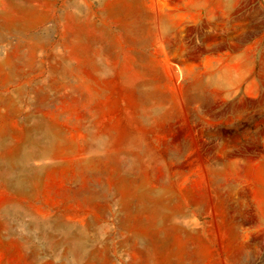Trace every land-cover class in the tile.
Segmentation results:
<instances>
[{"label":"rangeland","instance_id":"obj_1","mask_svg":"<svg viewBox=\"0 0 264 264\" xmlns=\"http://www.w3.org/2000/svg\"><path fill=\"white\" fill-rule=\"evenodd\" d=\"M263 164L264 0H0V264H264Z\"/></svg>","mask_w":264,"mask_h":264},{"label":"crops","instance_id":"obj_2","mask_svg":"<svg viewBox=\"0 0 264 264\" xmlns=\"http://www.w3.org/2000/svg\"><path fill=\"white\" fill-rule=\"evenodd\" d=\"M264 165V164H263ZM262 182H258V184L256 185V188L254 190L255 192V196L256 199L254 200L255 206L258 210L260 219L263 221L264 223V179H261ZM234 233H237L238 235V239L236 241H232L229 244L230 245H238V251H240V254L242 257L246 258L247 260L250 261L251 264H254L255 259L252 257V255L249 254V252H247L243 247V241H242V235L244 233H248L249 230L245 231L243 228L236 226L235 228H232ZM223 244L226 245L225 242H223ZM222 263L221 264H226V260H229V262L227 264H236L235 262H233V260H230L229 256H225L222 257ZM263 262H264V256L262 257ZM249 263V264H250ZM204 264H206V262H204ZM210 264V263H207ZM215 264H218L217 262Z\"/></svg>","mask_w":264,"mask_h":264}]
</instances>
